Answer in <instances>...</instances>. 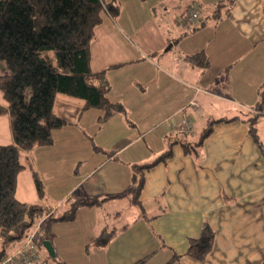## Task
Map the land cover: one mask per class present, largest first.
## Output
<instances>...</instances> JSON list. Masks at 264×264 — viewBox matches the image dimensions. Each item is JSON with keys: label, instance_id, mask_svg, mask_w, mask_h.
I'll return each instance as SVG.
<instances>
[{"label": "crops", "instance_id": "0c3cea01", "mask_svg": "<svg viewBox=\"0 0 264 264\" xmlns=\"http://www.w3.org/2000/svg\"><path fill=\"white\" fill-rule=\"evenodd\" d=\"M113 1L115 12L105 11L91 42V68L106 69L108 98L124 110L102 119L103 109L58 94L55 111L68 122L54 129L51 144L21 151L32 180L20 184L23 171L19 173L16 195L21 201L39 204L54 217L70 209H62L70 201L71 206L75 201L98 199L96 204L80 205L71 221L55 220L71 224L81 218L94 224L90 231L88 224H80L76 231L62 232L64 244L59 247L55 237L62 234L50 230L49 240L62 256H51L52 261L44 264H77L66 254L85 255L91 243L95 245L87 264H98L101 257L109 264H130V257L131 264H137L145 256L142 264L260 263L264 259V152L250 127L255 118L264 148V0H233L227 9L217 7L222 0ZM194 2L200 17L192 28L185 25L184 17ZM205 5L211 13L208 22L201 13ZM156 19L165 30H157L150 21ZM131 36L140 44L130 45ZM202 50L207 66L186 58ZM5 71L0 61V75ZM0 104L8 108L1 89ZM185 117L191 120L192 132L181 126ZM210 124L212 132L197 151L186 152L181 141L200 142ZM196 126H205L199 138H195ZM13 142L11 116L6 112L0 115V144ZM84 146L93 151L88 157L100 150L101 158L84 170L78 167V173L70 172L69 184L44 180L40 197L33 173L41 179L49 173L40 163H52L56 170L64 159L73 168ZM133 165L145 166L138 193ZM123 205L140 208L134 219L112 230L110 238L103 237L110 232L103 223L120 219ZM205 223L214 230V243L206 258L197 259L187 249Z\"/></svg>", "mask_w": 264, "mask_h": 264}, {"label": "trees", "instance_id": "16d2710c", "mask_svg": "<svg viewBox=\"0 0 264 264\" xmlns=\"http://www.w3.org/2000/svg\"><path fill=\"white\" fill-rule=\"evenodd\" d=\"M113 7L105 0H0V61L6 70L0 75V89L8 103V108L0 104V115L9 112L14 136L13 143L0 144V237L3 244L0 260L8 252L10 243L20 240L36 219L46 217L42 229L47 230L43 237L49 240L53 235L50 231L52 221H71L80 205L98 202L97 198L75 201L62 215L53 217L39 204L18 199L16 188L18 175L25 168L21 151L51 144L54 129L68 122L55 111L58 94L77 97L85 100L87 106L103 109L102 119L124 110L121 103L108 98L106 69L94 71L91 68V42L96 28L105 11L115 12ZM186 58L198 65L209 64L203 50ZM211 132L210 124L200 142L182 140L185 151L196 152ZM250 134L264 152L255 118L251 119ZM133 167V182L138 193L145 180V166ZM33 175L41 197L44 195L43 181L36 171ZM135 198L139 201L137 196ZM111 235V232H104L102 236L110 238ZM213 243L214 230L205 223L200 236L190 238L187 253L204 259ZM146 258L139 259L137 264H142ZM258 264H264V259Z\"/></svg>", "mask_w": 264, "mask_h": 264}, {"label": "rangeland", "instance_id": "374dc122", "mask_svg": "<svg viewBox=\"0 0 264 264\" xmlns=\"http://www.w3.org/2000/svg\"><path fill=\"white\" fill-rule=\"evenodd\" d=\"M107 2H109L110 4H114V5H117V3L116 2H114L113 0H109V1H107ZM111 2H114V3H111ZM222 2V6L221 7H223V8H229V1H221ZM208 8L209 7H207L206 5L201 9V13L203 14V16H204V18H205V21L206 22H208L209 21V19H210V15H211V13L208 11ZM143 13H145V11H143ZM115 15V14H114ZM160 17V16H159ZM158 17V18H159ZM154 25H156L157 26V30H160V31H163V30H165V28L164 27H162V26H158L157 25V22H158V20L156 19V20H150ZM159 23V22H158ZM106 24V23H105ZM191 25V27L192 28H194V26H193V23H191L190 24ZM146 29H148L152 34H151V36L152 37H154V38H156L157 36H158V34L157 33H155L154 32V29L152 28V26L151 25H148V27L146 28ZM156 29V28H155ZM187 30H188V28H187ZM104 39H106V37L104 38ZM130 45H139L140 43H139V40L137 39V37H133V36H131L130 37ZM103 41V40H102ZM102 43V42H101ZM152 43L153 44H155L154 43V41H152ZM171 44V42H169L168 43V45L167 46H169ZM102 45H103V43H102ZM52 54H53V52H52ZM60 97H64V95L63 94H60L59 95ZM205 126H207V125H205ZM204 126V127H205ZM204 127H199V126H196V136H195V138H199L200 137V134H201V130H203V128ZM93 136H95V141H97L98 140V136H96V134H93ZM94 138V137H93ZM3 142H5V141H3ZM95 143V142H94ZM4 144V143H3ZM6 144V143H5ZM96 144V143H95ZM82 156L79 158V162L78 163H76L75 162V166L72 168V165L70 164V163H68L69 161H67V160H64V159H60L61 161H60V168H58V169H56V170H53V165H52V163H49L48 165H43V163H40L41 164V168L43 169V168H47L48 169V175H44V178H42V181L44 182V180H45V182L46 183H48V184H54V183H57V182H59V183H66V184H69L70 183V181H71V178H70V172L71 173H78L77 172V168L79 167L81 170H84L88 165H92V164H94V163H96L100 158H101V156H102V151H96V154H94L93 153V156H92V158L91 157H88L92 152L88 149V147H86V146H84L82 149ZM97 155V159L96 158H94L95 156ZM54 161H58V158L57 157H55V160ZM72 168V169H71ZM80 170V171H81ZM23 171V173L21 174V179H20V184H24V185H26L27 184V181L29 180V181H32L31 180V171L29 170V168H25V169H23L22 170ZM70 203H71V201L68 203V204H65V207H62V209L64 210V208L65 209H67V208H69L70 207ZM124 206V213H123V216L120 218V219H118V220H114L113 218L112 219H110L109 221H107V222H105V223H103L104 225H106L107 227H108V230L112 233V230H117V229H119V228H121V226H123L124 224H127L128 222H130L132 219H134V216H135V213L139 210V208H140V206H136V205H131V206H128V205H123ZM57 214H59V213H57ZM57 214H54V216H56ZM45 219H46V217H45ZM45 219H43V220H41V218H38V219H36L35 220V222L33 223V225L31 226V227H29L28 229H27V231H26V233L24 234V236L20 239V240H17V241H15V242H11L10 243V245H14L15 243H17L15 246H21V245H23L26 241H27V239L30 237V236H32V234H34V240H35V243H36V247H38L40 250H41V252H42V254H43V259L44 260H42V254L38 257V258H36L33 262L34 263H38V262H40V261H42V263L44 264V263H47V262H50V261H52V257H51V255H50V253H49V251L45 248V246H44V241L46 240V239H44V237H43V233L47 230V229H45V228H43L42 229V225H43V223H44V220ZM82 220H81V218H78L77 219V222H73V223H67V222H63V223H61V222H56L55 223V221H52L50 224H51V227H50V230H52L53 232H56V233H61L62 234V232H67V231H69V230H71V231H76L77 230V225H80V224H88V231H90L91 229H93V224L94 223H92V222H94L93 220H90V219H88L87 221L88 222H81ZM83 221H86L85 219L83 220ZM55 223V224H54ZM53 224V225H52ZM73 224H75L74 226H72ZM49 226V225H48ZM82 226H84V225H82ZM116 228V229H115ZM41 229L43 230V231H41ZM41 233V234H40ZM40 234V236H38ZM56 238V244H57V246L59 247L60 246V243L61 244H64L63 242H64V238H63V234L60 236V237H55ZM53 245V244H52ZM95 244L94 243H91V244H89V247L90 248H88L89 249V251H93V246H94ZM54 246V245H53ZM3 247V244H2V238L0 237V249ZM15 248V247H14ZM55 248V247H54ZM56 250V249H55ZM71 250H75V248H72ZM85 251H86V249H84ZM89 251H87V253H85V255H83L82 253H78V252H76L75 253V251H74V253H71L70 252V254H66V258L68 257L69 259H72V260H74V261H76V262H78V263H80V264H87V259L88 260H90L91 261V258H89L91 255H93V252H91V253H89ZM89 253V254H88ZM101 253V252H100ZM59 253L57 252L56 253V255L57 256H62V255H58ZM100 254H98V256H99ZM97 256V257H98ZM96 257V256H95ZM96 257V258H97ZM128 259V257L126 258V260ZM139 259V258H138ZM136 261V260H135ZM94 262H97V259L94 261ZM129 262H130V264L132 263V260H130V257H129ZM77 263V264H78ZM74 264V263H73ZM98 264H109V262L108 261H106L105 259H104V257H101L100 259H98ZM134 264V263H133Z\"/></svg>", "mask_w": 264, "mask_h": 264}, {"label": "built area", "instance_id": "2783aa9c", "mask_svg": "<svg viewBox=\"0 0 264 264\" xmlns=\"http://www.w3.org/2000/svg\"><path fill=\"white\" fill-rule=\"evenodd\" d=\"M199 5L197 3H192L188 11L185 15V25L187 24H199ZM194 26V25H193ZM181 126L183 130L187 133L193 131V125L191 123L190 118L185 117L182 120ZM41 255L38 247H36V243L34 240V234L30 236L27 241L21 245L20 247L17 246L13 250L8 251L6 255H4L1 260L0 264H35L33 261Z\"/></svg>", "mask_w": 264, "mask_h": 264}, {"label": "water", "instance_id": "95a60500", "mask_svg": "<svg viewBox=\"0 0 264 264\" xmlns=\"http://www.w3.org/2000/svg\"><path fill=\"white\" fill-rule=\"evenodd\" d=\"M44 246L46 247V249L49 251L51 256H56V250L54 248V246L52 245L50 240H45L44 241Z\"/></svg>", "mask_w": 264, "mask_h": 264}]
</instances>
